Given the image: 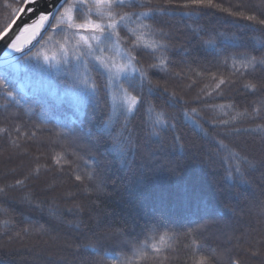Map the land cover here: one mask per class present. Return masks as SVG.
<instances>
[{
  "label": "trees",
  "instance_id": "16d2710c",
  "mask_svg": "<svg viewBox=\"0 0 264 264\" xmlns=\"http://www.w3.org/2000/svg\"><path fill=\"white\" fill-rule=\"evenodd\" d=\"M24 2L0 0L4 30ZM216 2L264 19V0ZM114 11L138 57L114 87L131 110L94 62L111 32L90 49L54 17L0 67V264H264V24L179 0Z\"/></svg>",
  "mask_w": 264,
  "mask_h": 264
},
{
  "label": "snow or ice",
  "instance_id": "6c2138e0",
  "mask_svg": "<svg viewBox=\"0 0 264 264\" xmlns=\"http://www.w3.org/2000/svg\"><path fill=\"white\" fill-rule=\"evenodd\" d=\"M23 2V0H22ZM29 3L33 2V0H28ZM126 0H67V2L59 9V11L55 15V22L57 24L66 23L68 26L76 29L79 33L78 43H83L87 45L89 48L92 47L88 41V33H95L92 36V39L95 41H100L101 35L105 32H111V34L116 37L115 47H116V55L108 57L112 63L109 65L105 60V54H101L96 56V60L104 67L105 70L109 73V79L111 80L115 77L117 80L120 79L121 74L127 69L131 70L136 67L134 61L138 59V57L134 56L133 51L121 49L119 42L121 40V23H127L126 17L127 13H124L120 16L115 14V7L117 4H124ZM127 2H131V0H127ZM78 3H86L89 13H94L95 15H88L85 19H80L75 12V6ZM179 3L182 6L197 5V6H213L216 8H222L224 11L231 13L235 16H240L250 21H257L261 24H264V19L258 17L255 13H247L244 11L232 12L231 9L223 8V6L216 2V0H179ZM21 12L23 9L20 10ZM16 9L13 8L12 14L15 15ZM151 9H145L140 13L141 17H147L150 15ZM19 20V16L16 17L15 20H10V23L14 26L16 21ZM53 20L52 13H42L39 15L34 21L29 24H25L21 27L20 31L17 33V37L23 39L26 34L32 33L37 34L42 31L48 24H50ZM4 27L6 25H0V32H3L4 35H7V32H4ZM150 27L147 24H136L135 27H127V32L131 34L134 39L131 40L132 45L140 46L143 45L147 48H155L156 43L151 41L150 39H146L144 33L142 31H137V29ZM8 31H11V28H8ZM208 43H212V41H208ZM63 48V45H61ZM126 51L127 59L122 63L120 62V51ZM159 64L163 65L164 60L160 59ZM152 67V66H149ZM140 72V75L144 78L148 76V70L140 67L137 69ZM250 88H255V85L249 84ZM131 103L129 104V108L131 109L132 104H134L137 100V97L132 95L130 97ZM20 183V181H17ZM163 239V237L161 238ZM155 247V246H154ZM206 258L200 257L197 261V264H205Z\"/></svg>",
  "mask_w": 264,
  "mask_h": 264
},
{
  "label": "water",
  "instance_id": "95a60500",
  "mask_svg": "<svg viewBox=\"0 0 264 264\" xmlns=\"http://www.w3.org/2000/svg\"><path fill=\"white\" fill-rule=\"evenodd\" d=\"M65 1L66 0H33V2L29 3L28 0H25L20 8V10L23 9V11L21 12L19 10L13 19L15 20L16 17L19 16V20L16 21L14 26L10 23L4 30V32H7V35H4L3 32L0 34V67L26 54L40 42L49 30L58 9ZM42 13L53 14V20L50 24L37 34L28 33L23 39L17 37V33L23 25L31 23ZM8 28H11V31H8Z\"/></svg>",
  "mask_w": 264,
  "mask_h": 264
},
{
  "label": "rangeland",
  "instance_id": "374dc122",
  "mask_svg": "<svg viewBox=\"0 0 264 264\" xmlns=\"http://www.w3.org/2000/svg\"><path fill=\"white\" fill-rule=\"evenodd\" d=\"M110 42L111 43L109 44V46H107L106 49L102 53H101L102 50H99V51L96 50L97 52L95 54V56L105 54V60L109 65L112 63V61L109 60L108 57L116 55L115 41L113 40ZM119 56H120V62H122V63L127 59L126 52L123 50L119 52ZM94 62H96L97 66L106 74L108 80L111 82V86H112L111 97H112L114 107L117 108L120 105H124L128 110H131L129 108V104L131 103V100H130L131 95L127 94L125 91H122V90H115L114 87L116 86L118 80L115 77H113L111 80L109 79L108 71L105 70L104 67L96 60V57H94ZM14 66L16 67L17 64H14ZM135 71H136V67L131 69V70L126 69L121 74L120 78L123 76H126V75H131ZM17 89L21 92H25V85L22 81L18 82ZM132 106H133V104H132Z\"/></svg>",
  "mask_w": 264,
  "mask_h": 264
},
{
  "label": "clouds",
  "instance_id": "9594fccd",
  "mask_svg": "<svg viewBox=\"0 0 264 264\" xmlns=\"http://www.w3.org/2000/svg\"><path fill=\"white\" fill-rule=\"evenodd\" d=\"M198 260H199V258H197ZM111 264H115V262L113 261V262H111Z\"/></svg>",
  "mask_w": 264,
  "mask_h": 264
}]
</instances>
